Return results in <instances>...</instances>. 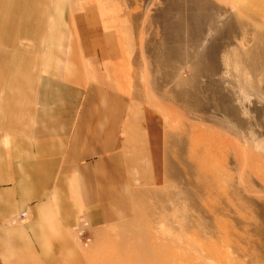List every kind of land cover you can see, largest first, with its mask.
<instances>
[{
  "label": "rangeland",
  "instance_id": "1",
  "mask_svg": "<svg viewBox=\"0 0 264 264\" xmlns=\"http://www.w3.org/2000/svg\"><path fill=\"white\" fill-rule=\"evenodd\" d=\"M58 1L113 34V86L165 161L96 235L102 264H264V0Z\"/></svg>",
  "mask_w": 264,
  "mask_h": 264
},
{
  "label": "crops",
  "instance_id": "2",
  "mask_svg": "<svg viewBox=\"0 0 264 264\" xmlns=\"http://www.w3.org/2000/svg\"><path fill=\"white\" fill-rule=\"evenodd\" d=\"M62 4L0 0V264H102L96 235L135 216L155 157L165 167L113 86V34L91 32L92 10L59 24Z\"/></svg>",
  "mask_w": 264,
  "mask_h": 264
},
{
  "label": "bare ground",
  "instance_id": "3",
  "mask_svg": "<svg viewBox=\"0 0 264 264\" xmlns=\"http://www.w3.org/2000/svg\"><path fill=\"white\" fill-rule=\"evenodd\" d=\"M88 226V223H85V227Z\"/></svg>",
  "mask_w": 264,
  "mask_h": 264
},
{
  "label": "built area",
  "instance_id": "4",
  "mask_svg": "<svg viewBox=\"0 0 264 264\" xmlns=\"http://www.w3.org/2000/svg\"><path fill=\"white\" fill-rule=\"evenodd\" d=\"M24 214H25V213H24ZM24 214H23V215H24Z\"/></svg>",
  "mask_w": 264,
  "mask_h": 264
}]
</instances>
